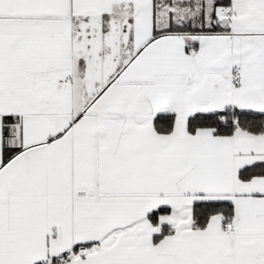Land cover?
<instances>
[{"label":"snow or ice","instance_id":"snow-or-ice-1","mask_svg":"<svg viewBox=\"0 0 264 264\" xmlns=\"http://www.w3.org/2000/svg\"><path fill=\"white\" fill-rule=\"evenodd\" d=\"M0 264H264V0H0Z\"/></svg>","mask_w":264,"mask_h":264}]
</instances>
